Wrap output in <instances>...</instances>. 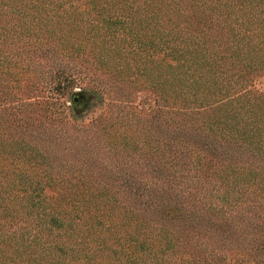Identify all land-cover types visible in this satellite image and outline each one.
Instances as JSON below:
<instances>
[{
	"label": "trees",
	"instance_id": "1",
	"mask_svg": "<svg viewBox=\"0 0 264 264\" xmlns=\"http://www.w3.org/2000/svg\"><path fill=\"white\" fill-rule=\"evenodd\" d=\"M259 77L264 0H0V264H264Z\"/></svg>",
	"mask_w": 264,
	"mask_h": 264
},
{
	"label": "rangeland",
	"instance_id": "2",
	"mask_svg": "<svg viewBox=\"0 0 264 264\" xmlns=\"http://www.w3.org/2000/svg\"><path fill=\"white\" fill-rule=\"evenodd\" d=\"M255 88L264 91V78L259 77L256 80ZM77 99L74 101L73 97ZM105 96L96 90L81 85L80 88H74L68 98V112L77 120H84L94 117L105 110ZM225 256L228 255V247H225ZM220 249V248H219Z\"/></svg>",
	"mask_w": 264,
	"mask_h": 264
},
{
	"label": "water",
	"instance_id": "3",
	"mask_svg": "<svg viewBox=\"0 0 264 264\" xmlns=\"http://www.w3.org/2000/svg\"><path fill=\"white\" fill-rule=\"evenodd\" d=\"M76 99H77V98L74 96V97H73V100L75 101Z\"/></svg>",
	"mask_w": 264,
	"mask_h": 264
}]
</instances>
